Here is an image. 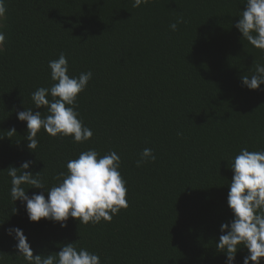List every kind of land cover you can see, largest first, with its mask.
I'll return each mask as SVG.
<instances>
[{"label": "trees", "instance_id": "obj_1", "mask_svg": "<svg viewBox=\"0 0 264 264\" xmlns=\"http://www.w3.org/2000/svg\"><path fill=\"white\" fill-rule=\"evenodd\" d=\"M5 0L0 45V264H27L15 250L9 228L23 230L34 255L76 243L100 264H226L217 251L220 226L232 219L227 205L242 148L264 150V85L242 86L264 51L234 27L246 0ZM184 22L172 31L179 17ZM64 53L70 76L91 71L77 97L79 119L93 136L38 133L27 148V126L17 113L33 108L31 94L53 84L49 61ZM51 99V97H48ZM15 128L16 134L7 136ZM177 133H182L178 136ZM156 159L136 166L143 149ZM95 149L115 151L126 181L127 209L111 222L80 224L29 221L13 203L7 169L33 161L46 188L67 173V163ZM27 195L39 194L29 189ZM47 199V193H45ZM16 209L15 212L13 210ZM247 255L241 249L235 264ZM260 264H264V259Z\"/></svg>", "mask_w": 264, "mask_h": 264}, {"label": "clouds", "instance_id": "obj_2", "mask_svg": "<svg viewBox=\"0 0 264 264\" xmlns=\"http://www.w3.org/2000/svg\"><path fill=\"white\" fill-rule=\"evenodd\" d=\"M147 2L134 0L132 6L138 8ZM245 5L234 27L242 34L243 40L264 51V0H246ZM5 14V0H0V26ZM183 22L181 16L169 27L176 31L178 24ZM5 39L4 32L0 30V45L4 44ZM48 67L52 86L40 87L31 94L34 109L45 108L47 115L33 111V108L17 113L18 120L26 122L27 148L31 152L38 147L37 136L41 129L53 138L72 137L74 143L87 142L93 136L92 130L83 125L76 110L77 97L86 89L93 73L88 71L78 77L70 76L64 53L58 59L49 61ZM241 82L249 90H258L264 85V65L256 64L254 73L242 76ZM14 134L15 128L7 131L8 137ZM155 159L153 150L145 148L136 166L141 167ZM33 163L25 161L19 169L10 166L7 171H2L11 179V200L13 203L20 201L25 206L32 223L47 220L66 228L69 218L78 221L79 225L89 222L99 224L101 220L111 222L113 216L129 206L126 181L119 171L120 156L115 151L103 156L95 149L81 152L78 158L68 161L67 173L60 172L56 177L58 183L51 188H46L42 175L44 169L36 174L29 171ZM228 167L233 176L228 186L227 205L233 219L221 224V235L215 247L226 256V264H235L236 255L241 249L247 250L243 264H260L264 259V150L242 148ZM26 185L30 186L29 189L43 191L29 197ZM6 234L16 241L15 250L27 264H100L97 254L86 248H78L77 242L60 245L57 253L34 255L22 229L9 228Z\"/></svg>", "mask_w": 264, "mask_h": 264}]
</instances>
